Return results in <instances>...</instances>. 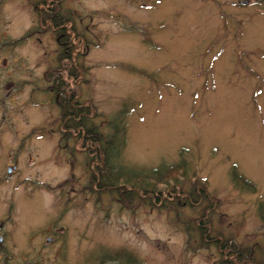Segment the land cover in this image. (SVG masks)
I'll return each instance as SVG.
<instances>
[{"label": "rangeland", "instance_id": "374dc122", "mask_svg": "<svg viewBox=\"0 0 264 264\" xmlns=\"http://www.w3.org/2000/svg\"><path fill=\"white\" fill-rule=\"evenodd\" d=\"M38 4L0 0V124L27 138L0 171L2 264H264V0H61L56 28ZM64 69L68 133L48 80ZM181 161L154 195L100 185L104 165Z\"/></svg>", "mask_w": 264, "mask_h": 264}, {"label": "flooded vegetation", "instance_id": "af4514ba", "mask_svg": "<svg viewBox=\"0 0 264 264\" xmlns=\"http://www.w3.org/2000/svg\"><path fill=\"white\" fill-rule=\"evenodd\" d=\"M42 1L43 0H39V4L37 5V8H36L40 17H43V14L45 15L48 14L50 16H57V15L63 16L64 15V13H62L64 12V10H62V7H60V5L59 6L57 5L61 0H44V3H42ZM67 12L73 13V10H68ZM64 34L66 35V39L68 40L67 32L65 31ZM66 48H67L66 57H64L66 61L65 63L64 62L63 63L65 65L67 64L68 67L71 66V72H72L73 71V56H74L72 44L71 46L67 45ZM50 69L52 71V68ZM71 72L66 69L65 74L63 72L55 73V74H52L48 79L49 80V93L50 92L55 93V99L57 103L61 104V107L63 109V115L65 117V122H64L65 124L64 126H62L61 129L62 131L66 133H68V131H72L73 129L72 117H73V112H74V89H73V82L71 79L72 78ZM47 77L48 75L46 73V78ZM11 83L14 84V82L10 80V75L8 76L6 75L4 76V78L0 80V94L3 98L0 104L2 108H4L3 118H6V115H5L6 112L7 111L9 112L11 109V107L6 106L7 101H8L7 97H9V93H10ZM37 91L39 90L38 89L34 90V92H37ZM32 99L34 101L35 96H33ZM2 126L4 127L3 132L7 134L8 136H9V132H11V134L18 133V136H19L17 141H13V142H16L15 147H11L12 144L10 143V138L7 136V138L2 139L1 132H0V171L4 173L3 176L9 177V176L14 175V173L18 169V161L20 160L22 154L25 151V142H26L25 139L27 138L25 137V135L24 136L20 135L16 125L10 121L2 122L0 124V130L1 129L3 130ZM66 135H68V137H65L64 147L66 148V150L72 153L73 149H72V143L69 140L70 136L69 134H66ZM99 151L101 153V147ZM14 155L20 156L19 159L15 160L13 158L12 159L10 158V159L5 160V156L11 157ZM10 161H14V162L12 164L8 163ZM5 162H7V164ZM5 172H7L8 175ZM2 226L3 225H0V264H2V261L5 260L7 256H9L8 247H7L8 237L6 236V233L3 232ZM51 239L52 237H48L49 241H51Z\"/></svg>", "mask_w": 264, "mask_h": 264}, {"label": "trees", "instance_id": "16d2710c", "mask_svg": "<svg viewBox=\"0 0 264 264\" xmlns=\"http://www.w3.org/2000/svg\"><path fill=\"white\" fill-rule=\"evenodd\" d=\"M43 17H47V15L43 14ZM52 21L55 26H59L60 24L63 23V17L60 15L54 16ZM65 56L66 53L63 52L61 59H63ZM74 96H76L75 92H74ZM77 124L80 125V123ZM89 133L91 134V136H89L90 138L95 137L94 131L88 130L87 134L89 135ZM183 162L184 161L177 162L172 165H161L158 167H153L152 169H150V171L147 174L139 173V172H130V171L122 172V173H114L111 167H107L106 165H104L105 168H101L100 185L101 186L117 185L119 182H121L122 185L131 184L132 187L133 186L139 187L146 194L151 193V195H154L158 192H162V188L160 187V184H168L169 182H172L173 179H177L178 172L186 169V166ZM237 178H238V182H242V181L247 182L244 178H241L239 176ZM144 180H146V185L144 183Z\"/></svg>", "mask_w": 264, "mask_h": 264}]
</instances>
